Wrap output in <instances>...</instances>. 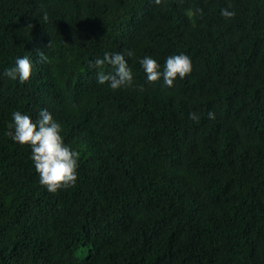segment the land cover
Masks as SVG:
<instances>
[{"label":"trees","instance_id":"1","mask_svg":"<svg viewBox=\"0 0 264 264\" xmlns=\"http://www.w3.org/2000/svg\"><path fill=\"white\" fill-rule=\"evenodd\" d=\"M105 52L131 87L97 83ZM173 54L191 75L149 84L140 60ZM43 109L79 153L56 193L6 135ZM0 264H264V0H0Z\"/></svg>","mask_w":264,"mask_h":264},{"label":"clouds","instance_id":"2","mask_svg":"<svg viewBox=\"0 0 264 264\" xmlns=\"http://www.w3.org/2000/svg\"><path fill=\"white\" fill-rule=\"evenodd\" d=\"M156 5H160L162 0H153ZM221 15L226 19L235 16L234 11L223 9ZM47 20V16L43 17ZM52 42L47 46H51ZM39 62L47 63L48 57L44 51L38 50ZM127 55L134 53L128 50ZM140 64L146 73L149 84L156 83L163 79L166 87H173L177 79H185L193 71L192 60L185 54L169 55L163 68L157 60L146 56L140 60ZM105 65L111 66L113 71L106 72ZM91 67L96 68L97 83L108 84L113 90L121 87H131L133 85V72L127 64L125 54L122 52H105L103 57H97L91 62ZM33 75V61L28 56L18 57L12 67L3 72V76L11 80H18L21 85L29 82ZM209 119H214L212 111L208 113ZM190 119L198 120L197 113H190ZM13 123L8 125L9 131L6 133L15 142L22 146L31 148L30 159L34 169L39 176V183L49 192L56 193L58 190L75 186L78 179L79 153L73 150L64 141L62 136V126L57 122L52 114L43 109L38 114V119H33L20 111L12 113Z\"/></svg>","mask_w":264,"mask_h":264}]
</instances>
